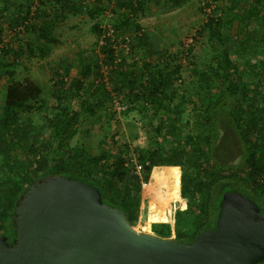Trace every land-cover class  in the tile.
I'll return each mask as SVG.
<instances>
[{"label": "trees", "instance_id": "16d2710c", "mask_svg": "<svg viewBox=\"0 0 264 264\" xmlns=\"http://www.w3.org/2000/svg\"><path fill=\"white\" fill-rule=\"evenodd\" d=\"M186 1H0V43L4 19L9 28L29 34L26 50L9 45L0 49L6 54L0 60V76L7 80L0 101V234L16 233L12 220L17 198L48 174L94 185L104 202L126 212L133 226L141 213L142 182L151 174L146 183L154 198L151 217L162 221L152 223V232L160 237L174 232V237L191 241L200 229L215 227L226 191L252 198L264 211V60L257 73L251 70L252 83L245 81L251 62L234 60V53L247 49L254 36L256 52L264 58V0L244 5L239 0H203L211 10L198 30L204 38L198 59L190 45L171 50L139 21L147 8H178ZM107 11L112 35L102 27ZM77 15L92 20L90 32L96 43L101 40L98 54L81 49L72 61L59 59L47 89L29 75L19 78V54L47 57L59 41V23ZM126 41L128 51L122 45ZM186 102L194 105V129L184 141L166 145L160 138L164 126L176 137L178 126L188 125L182 108ZM36 110L48 135L39 131L29 156L21 157L23 139L36 129L32 123L22 126V118ZM117 111L144 130L133 148L126 138L118 141L113 134L109 139ZM103 119L106 130L101 131L96 152L81 139L73 143L78 131H91ZM107 141L111 144L104 146ZM195 142L197 150L192 149ZM38 144L47 151L36 153ZM133 156L144 164L142 178L132 171ZM238 156L241 160L232 164ZM171 199L179 200L173 223L165 212Z\"/></svg>", "mask_w": 264, "mask_h": 264}, {"label": "water", "instance_id": "95a60500", "mask_svg": "<svg viewBox=\"0 0 264 264\" xmlns=\"http://www.w3.org/2000/svg\"><path fill=\"white\" fill-rule=\"evenodd\" d=\"M16 238L0 235V264H259L264 211L226 191L215 227L191 241L137 230L97 187L62 174L37 179L17 198Z\"/></svg>", "mask_w": 264, "mask_h": 264}, {"label": "rangeland", "instance_id": "374dc122", "mask_svg": "<svg viewBox=\"0 0 264 264\" xmlns=\"http://www.w3.org/2000/svg\"><path fill=\"white\" fill-rule=\"evenodd\" d=\"M249 1L250 0H239L238 2L240 3V5H244ZM210 10L211 7L204 6L203 0H187L183 6L178 8H147L146 12L140 16L139 21L142 23L143 27L146 30L152 32L154 38L157 37L161 39L165 43V45L168 46L171 50H178L182 46L186 47L187 42L188 45H190L192 48V53L196 54L195 58L198 59L199 55L201 54V48L204 45V43L202 42L204 38L198 35V30L206 20L207 13H210ZM105 14L106 15L104 16V22L102 27L107 28V25L111 24V12L107 11ZM91 23L92 20L87 15L70 16L65 21L60 22L57 27V36L59 41L53 44L52 51L47 57H40L38 54L31 55L28 52L19 54V66L17 67L18 77L23 78L24 76L29 75L41 84H43L47 89L49 86L52 69L58 63L59 59L61 60L66 58L72 61V59L74 60V57L81 49H95L98 54L101 40H98V42L96 43V37L90 32L89 29ZM3 26L5 29L4 41L0 43V49L3 45H9L15 51H20L23 49L26 50L27 38L29 34H26L25 32H18L19 27H16L14 29H12L11 27L9 28L8 23L5 19L3 20ZM251 34H253V32H251L250 35ZM229 35L232 38L235 37L233 33H230ZM256 40L257 39L254 36L251 43L247 45V49H240L236 53H234V60H237L239 62H251V68H248L249 75L252 69L255 73H257L259 69H261V63L264 60L262 55L256 52L257 47L254 46ZM4 57H6V54L3 55L0 51V60ZM185 62L186 61L184 60V63ZM72 67L74 68V65H72ZM103 70L106 71V68L103 67ZM249 75H245L247 76V80L245 81L247 83H252V74L250 76ZM6 81L7 80L5 77L0 76V101L3 99L4 96L3 89L4 85L6 84ZM115 100H117L116 102L119 101L118 99ZM116 102L115 106L117 107L118 104ZM182 108L184 109V118L189 119L188 125L180 124L178 126L179 131L176 137L171 134L172 132L168 130L167 125L164 126V136H161L160 138L164 141L166 145H172L175 141L177 142V140L184 141L186 139L184 137L185 134H187L188 132H192L194 129V105L192 104V102H186ZM108 113L109 112H107V114ZM22 120V126H25L24 123H32L33 125H35L36 129L34 128L33 130H31V135L28 136L26 141H24L23 139V143L25 142V144H22L21 148L24 147V149L19 152V155H21V157L29 156L28 154H30L29 152L31 150L29 146L31 144H34V141H36L37 138L40 137L42 131L43 135L45 134L44 137L48 135V130L45 129V123L39 110H36L30 117H23ZM105 122L106 121L104 119L99 122H96L91 128V131L85 133L83 131H78L73 139V143H75L77 139H81L91 146V152H96L95 146L98 144V141L102 136L101 131L104 129L106 130ZM21 128L23 129V127ZM39 131L41 132L39 133ZM143 131L137 129L131 119H124L120 112L117 111V114H115V118L110 127L109 139L110 135L113 134L117 136L116 138H118V141L123 138H126L127 141L131 143V145H133L131 146V148H133L135 145H137V140H142L141 134L144 133ZM151 131H148V134H152ZM137 132L140 135L135 138ZM2 135L3 134H0V138L2 137ZM109 142L110 141L105 142L104 146H108L109 144H111ZM198 147L199 143L195 142L193 144L192 149L196 148L197 150ZM34 150H36V153L41 151H47L46 148L40 144L34 147ZM35 160L36 159H32L30 164L34 165ZM240 160V156L235 157L232 160V164H235ZM178 167L181 174V167ZM200 169L201 171H203V168ZM161 171V169L158 170V178L162 177ZM149 180L147 182H143L142 185L141 213L139 218L135 222L134 227L137 230L151 233L150 224H152L156 220H153L151 217V215L153 214L151 212L152 202L154 201V198L151 192H148L146 189V183H148ZM178 203V199H171L168 205L165 206V212L169 217L168 221L171 223L174 222V214L176 212V207ZM170 237H174V232ZM259 264L264 263L259 262Z\"/></svg>", "mask_w": 264, "mask_h": 264}, {"label": "built area", "instance_id": "2783aa9c", "mask_svg": "<svg viewBox=\"0 0 264 264\" xmlns=\"http://www.w3.org/2000/svg\"><path fill=\"white\" fill-rule=\"evenodd\" d=\"M107 33L109 35H112L113 34V27L111 26V24H108L107 25ZM122 45L125 47V49L128 51L130 49V46L128 44V42H124L122 43ZM186 45L188 46V43L186 42ZM118 104V109L121 108L119 102H116ZM131 163L133 164V168H132V171L136 174H138L140 176V178H142V171H143V168H144V164L142 162H139L137 157L133 156L131 159H130ZM180 180H181V174H180ZM142 185H143V182H142ZM179 195H180V182H179ZM187 206V205H186ZM185 206V208H186Z\"/></svg>", "mask_w": 264, "mask_h": 264}, {"label": "flooded vegetation", "instance_id": "af4514ba", "mask_svg": "<svg viewBox=\"0 0 264 264\" xmlns=\"http://www.w3.org/2000/svg\"><path fill=\"white\" fill-rule=\"evenodd\" d=\"M0 235H7L8 236V240L10 242H12L16 238V236H17V231H16V233L15 232L13 233V232L8 231V232L3 233V234H0ZM185 240H187V239H185Z\"/></svg>", "mask_w": 264, "mask_h": 264}, {"label": "crops", "instance_id": "0c3cea01", "mask_svg": "<svg viewBox=\"0 0 264 264\" xmlns=\"http://www.w3.org/2000/svg\"><path fill=\"white\" fill-rule=\"evenodd\" d=\"M154 222H156V221H154ZM150 227H151V232H152V224H150ZM153 233V232H152Z\"/></svg>", "mask_w": 264, "mask_h": 264}]
</instances>
